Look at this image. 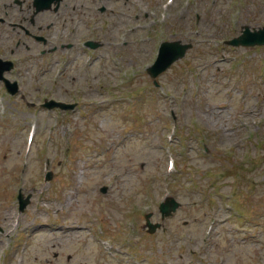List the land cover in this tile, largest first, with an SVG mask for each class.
<instances>
[{
	"label": "rangeland",
	"instance_id": "1",
	"mask_svg": "<svg viewBox=\"0 0 264 264\" xmlns=\"http://www.w3.org/2000/svg\"><path fill=\"white\" fill-rule=\"evenodd\" d=\"M25 1L30 18L33 0ZM162 1L64 0L58 13L39 12L32 31L50 23V45H75L57 54L41 55L43 44L19 26L0 25V56L16 62L6 75L20 83L12 96L0 81V264H264V46L223 42L243 25H264V0L155 9ZM87 39L103 45L87 48ZM175 39L193 47L156 87L146 67L161 41ZM44 97L79 104L42 109ZM169 185L183 210L157 235L140 228L132 248L129 203L140 201L139 225L149 210L160 220ZM19 188L32 196L23 212Z\"/></svg>",
	"mask_w": 264,
	"mask_h": 264
},
{
	"label": "water",
	"instance_id": "2",
	"mask_svg": "<svg viewBox=\"0 0 264 264\" xmlns=\"http://www.w3.org/2000/svg\"><path fill=\"white\" fill-rule=\"evenodd\" d=\"M55 0H35L34 4L36 6V12L51 6V3ZM57 2L59 0H56ZM264 42V29L251 32L248 27L244 30V33L233 40H230L229 43L234 45H252L256 43ZM95 46V44H93ZM191 46V44H183L181 41H171L164 42L161 47V54L155 64L149 68L150 73L153 76H156L158 73L166 69L173 61L184 56L186 50ZM11 67L9 64L8 68ZM4 68H0L1 72ZM25 203V202H24ZM24 205V204H23ZM175 204L172 205V208Z\"/></svg>",
	"mask_w": 264,
	"mask_h": 264
},
{
	"label": "flooded vegetation",
	"instance_id": "3",
	"mask_svg": "<svg viewBox=\"0 0 264 264\" xmlns=\"http://www.w3.org/2000/svg\"><path fill=\"white\" fill-rule=\"evenodd\" d=\"M24 3L25 2L22 1L21 3H16L15 4L16 6H14L13 4H10L8 6L1 7V9H0V24H5V23H10L12 25L17 24L20 27V29H22L24 31L26 36H30L29 31L27 30V28H29L30 19L27 15H24L25 13H28V11L24 10ZM2 8H3V12H1ZM60 8H61V6H60ZM16 11H18L19 14H21L23 16L19 22L12 20V17L16 15ZM49 27L50 26H48V28ZM41 29H42V25L39 24L38 30H41Z\"/></svg>",
	"mask_w": 264,
	"mask_h": 264
},
{
	"label": "bare ground",
	"instance_id": "4",
	"mask_svg": "<svg viewBox=\"0 0 264 264\" xmlns=\"http://www.w3.org/2000/svg\"><path fill=\"white\" fill-rule=\"evenodd\" d=\"M10 220L13 218V216H9Z\"/></svg>",
	"mask_w": 264,
	"mask_h": 264
}]
</instances>
